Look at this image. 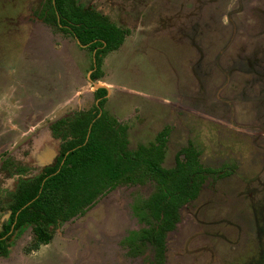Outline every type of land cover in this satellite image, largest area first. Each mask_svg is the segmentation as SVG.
I'll return each instance as SVG.
<instances>
[{"label": "rangeland", "instance_id": "obj_1", "mask_svg": "<svg viewBox=\"0 0 264 264\" xmlns=\"http://www.w3.org/2000/svg\"><path fill=\"white\" fill-rule=\"evenodd\" d=\"M44 2L0 0V165L6 155L22 156L13 149L29 142L26 130L39 129L46 140L53 122L94 104L95 85L83 84L93 57L71 36L56 43L61 34L37 19ZM77 3L132 30L104 61L101 81L109 88L105 108L127 127L129 149L150 147L168 126L165 168L192 142L205 167L227 166L230 174L209 179L182 209L165 264H264V0ZM154 190L119 186L67 224L69 232L58 230L59 239L14 264H147L121 241L140 228L131 203ZM21 236L24 251L32 228Z\"/></svg>", "mask_w": 264, "mask_h": 264}, {"label": "trees", "instance_id": "obj_2", "mask_svg": "<svg viewBox=\"0 0 264 264\" xmlns=\"http://www.w3.org/2000/svg\"><path fill=\"white\" fill-rule=\"evenodd\" d=\"M39 17L64 33H72L81 45H88L94 52L91 80L103 75L104 57L118 50L129 34L107 17L83 10L77 0H46ZM106 94L103 88L96 90L98 105L75 121H60L52 126L64 140L57 163L31 182L19 185L12 221L18 222L17 227L25 223L34 225L36 249L40 243L51 240L50 226L83 215L98 197L118 185L154 182L155 192L133 205L135 217L146 227L131 232L124 245L133 257L152 251L151 264H164L166 236L175 230L180 208L198 197L208 177L227 173L204 168L200 152L192 144L177 153L174 168H164L168 128L158 134L150 147L140 145L130 151L125 128L102 111ZM3 238L4 233H0V253L7 251L8 238Z\"/></svg>", "mask_w": 264, "mask_h": 264}, {"label": "flooded vegetation", "instance_id": "obj_3", "mask_svg": "<svg viewBox=\"0 0 264 264\" xmlns=\"http://www.w3.org/2000/svg\"><path fill=\"white\" fill-rule=\"evenodd\" d=\"M46 3V0L45 2L43 3L42 5V9L44 7ZM77 5L79 7H81L83 10H86V11H92V12H96L102 16H105L107 17L112 23H114L116 26L120 27V28H123V29H126L129 31V34L127 35L125 41L127 40V38H129L132 34V30L130 28H128L127 26H120L118 24H116L108 15H105V14H102L100 11H97L95 9H86L82 6H80V4L77 3ZM41 9V11H42ZM41 13V12H40ZM40 13L38 14V17L37 19H39L40 21H42L39 17ZM42 23H44V25L48 26V27H51L53 28L57 33H54V34H61V35H56L57 36V44L59 45L60 42H64L60 37H63L64 39L67 38L65 36H71V38H73V40L76 42V44L79 46V48L83 49V50H88L90 53H91V56L93 57V64L90 68V70L88 71V73L85 72V79L83 81V84L85 83V81H88L89 83H92L95 85V90L93 91V100H94V104L92 105V107L88 110H84V111H79L78 113H76L73 117H70V118H62V119H59L55 122H53L51 125H50V132L48 133V136L49 138H46V140L48 141L49 143V139L52 141L50 142L49 144H51L53 147H56L54 149H52V154L50 156H48L47 159H51V156H53L54 154V158L51 159V160H40V159H37L36 162H32V163H28V162H31V161H28V156L30 155V151L35 148V146L38 145L39 142H35V139L36 138H41V143H46L48 146L49 144L47 142H45V138H43L42 136H40V133H41V130L39 131V129H36V130H26V131H29L28 132H25L23 135L26 136V137H23L25 139V141H29L28 143H24L21 144L20 146L14 148L13 150L16 151V153H19L21 154L22 156H18L17 154H15V158L13 156V160H11L9 157L4 156V159L2 160V164L0 165V185H1V193L0 192V233H4V238L3 239H7L6 240V244H7V251L5 253H0V264H14V262L16 260H20L21 258L23 259L24 258V253L27 255V254H31L33 252H37V251H40L41 247H45V246H48V245H51L53 243V240L56 236L57 239H59V234H57L56 232L58 230H60V232L62 231H66V232H69L68 229H65L72 220L74 219H77V218H82L84 216H86L88 214V212L93 209L99 202V200L101 198H105L108 194H110L111 192H113L115 189H117L119 186H134V187H137V186H140V187H143V186H146L148 184H155L154 182H149L145 185H130V184H127V185H118L117 187H115L114 189L106 192L104 195H101L100 197H98V199L96 200V202L94 204H92L87 210L86 212L81 215H76L72 218H70L69 220H66L64 222H61L59 225L57 226H50L49 229L52 231V237H51V240L48 242V243H40L38 245V247L36 249H34V246L36 245L37 241H36V234H35V231H34V225L30 224V223H25L19 227H17L18 225V222L17 221H12V216H13V205H14V196L15 194L17 193V190L19 188V185L22 183V182H31L32 180H34L35 178H37L39 175H41L47 168H52L56 165L57 163V160H58V157L60 155V150H61V146L62 144L64 143V140L63 138L61 137V135L57 132H54L53 131V128L52 126L60 121H66V122H72V121H75L79 115H81L82 113H85V112H88L90 111L94 106L98 105V102L99 100L95 98V91L98 90V89H105L107 91V94L106 96L104 97L106 99L105 101V104H104V107L102 109V111H104L112 120H114L117 124H119L120 126L124 127L125 128V133H126V138H127V147L129 149V140H128V137H127V127L123 124H121L116 118H114L113 116H111L105 106L108 102V96H109V88H106V87H103L102 86V79L104 77V70H103V66H104V61L106 60V58L113 52L117 51V50H114V51H111L109 52L103 59V62H102V65H101V71L103 73V75L101 77H98L96 78L95 80H91V74L93 73V71L95 70V60H94V52L91 51L88 47V45H81L80 42L78 41V39L72 34V33H64L62 30L54 27V26H51L45 22L42 21ZM120 49V48H119ZM118 49V50H119ZM88 75V76H87ZM84 88V86L82 85L81 89ZM52 110V109H51ZM50 110H48L47 112L45 113H48ZM41 113V112H40ZM34 116V115H33ZM32 116V118H33ZM169 129V134H170V130L171 128L170 127H166ZM164 128V129H166ZM163 129V130H164ZM162 130V131H163ZM21 134V133H20ZM169 134L167 136V139L169 137ZM11 136V135H10ZM22 136V135H20ZM46 135V137H48ZM158 136V135H157ZM38 140V139H37ZM10 141V137L8 139V142ZM190 144L194 145L196 147V149H198V147L194 144V143H189L187 146H189ZM166 145H167V141H166ZM50 146V147H52ZM140 146V145H139ZM144 146V145H143ZM185 146V147H187ZM10 147V146H9ZM9 147H7L6 149H8ZM183 147V148H185ZM138 148V147H137ZM182 148V149H183ZM5 150V149H4ZM12 150V151H13ZM130 150V149H129ZM136 150V149H135ZM181 150V149H180ZM179 150V151H180ZM131 151V150H130ZM178 151V152H179ZM198 151L200 152V157H199V160H200V163L201 165L204 167V168H212V167H205L202 162H201V151L198 149ZM177 152V153H178ZM9 155V154H8ZM177 155V154H176ZM176 155H175V158H176ZM10 156V155H9ZM28 161V162H27ZM16 165H19V166H16ZM162 166L164 167V162L162 163ZM176 166V164L172 167L174 168ZM227 166H222L221 168H212V169H215L217 171H220L221 173L222 172H226L227 174H224L222 175L221 177H218L217 175L214 176V177H208L206 179V181L203 183L202 187H201V190L199 192V195L196 199L194 200H191L189 201L187 204H185L183 207L180 208L179 210V216H180V220L179 222L177 223L176 225V228L175 230L177 229V226L181 223V220H182V209L187 206L188 204L194 202V201H197V199L200 197L201 195V192L203 191L207 181L209 179L213 180V181H218V180H221V179H224V177H227L228 175H230L226 170ZM14 168V169H12ZM165 168V167H164ZM170 168V169H172ZM168 169V168H166ZM6 173H12L13 174V179L11 178H8L7 180V175ZM155 190H156V184H155ZM155 190L152 192L154 193ZM152 193L148 196V197H137L133 200V202L131 203L130 205V212H131V216L137 221L138 225L140 226L139 229H136V230H131L124 238L123 240L121 241V245L122 247H124L126 250H127V253L128 255L131 257V258H139V257H143V258H146V262L147 264H151L152 261H154V255H153V252L152 251H149V252H146L144 253L143 255H140V256H137V257H133L132 255L129 254V248L124 245V240L130 235L131 232H136V231H139L141 230L142 228L146 227L143 223H141L134 215L133 213V205L138 201V200H141V199H148ZM8 195V199H7V202H6V198L4 197V195ZM2 195H3V198H2ZM2 198V199H1ZM20 212H18V215H19ZM10 225L9 227V232L6 234V229L7 227ZM70 226V225H69ZM80 225L76 226V227H72L70 226V228H73V229H76L78 228ZM65 227V228H64ZM29 228H32V233H33V237L31 239V242L29 244H27L25 247H24V251L22 250L23 246L22 245H25L24 242L21 240V235L23 233H25L27 231V229ZM175 230L171 231V232H174ZM169 232V233H171ZM167 233V236L168 234ZM167 236H166V253H165V262L164 264L166 263V256H167V251H168V245H167ZM16 241L14 240V238H16ZM55 238V239H56ZM16 244V245H15ZM19 245V246H18ZM73 245V244H71ZM14 248L17 249V253L15 256H13V250ZM19 251V252H18ZM22 252V254L19 256V253ZM12 255V257H11ZM263 259V263H264V255L262 257ZM260 262H258L257 264H260Z\"/></svg>", "mask_w": 264, "mask_h": 264}, {"label": "crops", "instance_id": "obj_4", "mask_svg": "<svg viewBox=\"0 0 264 264\" xmlns=\"http://www.w3.org/2000/svg\"><path fill=\"white\" fill-rule=\"evenodd\" d=\"M38 139V140H37ZM41 138H36L35 142H39L37 146H35V148H33L30 151V155L28 156V163H32V162H36L37 159L40 160H46L48 158V156H50L52 154V149L50 147H48V145L46 143H41ZM45 142L48 143L47 140H45ZM54 158V154L53 156H51V159ZM51 159H47V160H51Z\"/></svg>", "mask_w": 264, "mask_h": 264}]
</instances>
